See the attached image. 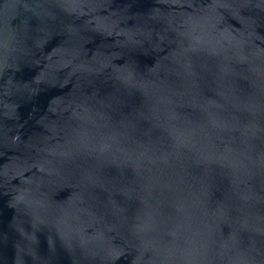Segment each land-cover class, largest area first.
Listing matches in <instances>:
<instances>
[{
  "label": "water",
  "instance_id": "water-1",
  "mask_svg": "<svg viewBox=\"0 0 264 264\" xmlns=\"http://www.w3.org/2000/svg\"><path fill=\"white\" fill-rule=\"evenodd\" d=\"M0 264H264V0H0Z\"/></svg>",
  "mask_w": 264,
  "mask_h": 264
}]
</instances>
